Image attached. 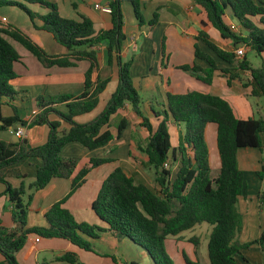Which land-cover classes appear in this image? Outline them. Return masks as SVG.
<instances>
[{
	"label": "trees",
	"instance_id": "1",
	"mask_svg": "<svg viewBox=\"0 0 264 264\" xmlns=\"http://www.w3.org/2000/svg\"><path fill=\"white\" fill-rule=\"evenodd\" d=\"M123 0H109L110 25L96 29L92 19L78 12V18L63 17L58 5L49 0H0L1 7H15L23 11L31 26L36 30L50 33L53 39L67 49L64 57L49 56L30 37L12 25H0V131L13 125L30 127L47 125L46 141L37 146L28 143L0 140V170L25 158H34V179L22 181L13 187L0 174V182L5 184L4 194L11 204L12 227L0 225V264H21L16 253L26 244L29 235L47 238L67 239L72 245L83 250L93 251L90 241L83 237H96L98 232L109 231L114 236L125 237L139 246L151 259V264H174L166 249L170 237L183 240L184 231L192 230L196 225L208 223L211 229L207 241V257L210 264H236L235 257L242 247L256 244L264 251V229L253 241L239 244L234 240L241 227V216L237 210L238 198L245 193L244 173L238 167L237 150L243 147H255L263 154L264 164V118L235 116L228 101L219 95L190 90L185 93H168L167 109L156 112L163 115L156 127L141 110V97L130 75L131 60L124 61L121 56L125 39L123 32ZM132 5L134 16L142 25L146 22L141 13V0H126ZM204 14L220 36L229 39L231 50L220 48L203 29L198 31L196 40L201 41L212 54L194 46V57L203 60L206 67L197 62L178 66L198 80L209 84L214 72L226 77L227 82L238 77V72H249L248 86L250 95L264 97V62L253 67L246 56L237 58L235 50L248 47L257 56L264 54V3L261 0H192ZM30 6L35 10L30 9ZM75 8V3H72ZM39 7L44 11L36 9ZM229 12L244 30L234 31L227 18ZM157 13L153 12L147 21L150 26L157 22ZM20 43L42 64L50 66L74 65L70 61L87 59L89 68L84 74L83 91L77 96L62 95L57 100H45L38 103L39 111L28 122L22 120L17 107L12 106L13 115H2L1 107L5 99H12L17 94L13 87L16 78L14 63L21 56L5 37ZM104 45L105 61L117 66V81L98 112L88 121L79 122L76 117L95 110L100 103V95L106 89L111 77L92 78L98 70L96 46ZM218 61H217V60ZM224 62L226 66H219ZM65 102L62 111L53 104ZM128 103L131 110L141 117V125L148 131V139L141 150L147 155L144 163L153 172L158 191L143 183H135L133 177L120 166L115 167L102 180L91 208L97 218L106 227L85 221H77L73 213L63 206L67 198L82 185L89 170L110 161V158H90L88 165H83L72 177L71 188L60 200L54 202L45 212L47 226L27 227V214L33 192L44 188L54 177H70L76 167V158L60 156L62 147L69 142H78L87 149L103 146L113 138L108 129L109 118ZM53 114L56 119L50 120ZM175 123H182L184 131L180 134L179 144L173 147L168 130V118ZM62 122L68 129L60 132ZM122 118L117 124L116 136L125 127ZM208 124H214L215 146L219 159V171L211 176L210 152L206 138ZM180 156L179 165L173 171L172 166L164 164L171 158ZM169 153L171 154L169 156ZM262 170L258 171L259 177ZM31 190L32 192H28ZM264 203V192L258 195ZM185 238V237H184ZM186 241L198 244V238L189 237ZM114 259V256H111ZM194 260L183 254L185 264H200L196 249ZM57 259L71 264H80L73 251H66ZM124 264H140L136 261Z\"/></svg>",
	"mask_w": 264,
	"mask_h": 264
},
{
	"label": "crops",
	"instance_id": "2",
	"mask_svg": "<svg viewBox=\"0 0 264 264\" xmlns=\"http://www.w3.org/2000/svg\"><path fill=\"white\" fill-rule=\"evenodd\" d=\"M53 1L58 5V0ZM108 1L62 0V6L58 5V9L59 12L62 9L64 16L67 18L77 19L79 12L90 17L96 29L107 28L110 25V14L96 9L95 4L105 6L108 5ZM141 2L144 10L143 16L146 20L142 25L138 23L135 16L131 17L128 4H125L124 0L121 3L124 19L123 32L125 34L121 56L124 61L132 59L130 75L140 97L142 98V95L145 94V98L148 99H145L144 102L141 101V110L148 117L153 128L156 127L159 120L163 117L162 114L156 115L155 111L161 113L167 109V92L185 93L190 90H197L219 95L228 101L236 117L241 119L251 117L254 108L256 116L264 118V97L250 95L251 87L248 86L250 75L248 72H238V77L230 80V83L227 82L226 77L220 75L218 72H214L211 83L206 84L178 67L184 64H191L194 61L200 66L206 67V63L203 60L194 57L195 44L202 51L212 54L205 44L196 40V35L201 29L207 32L220 48L225 50L232 49L229 39L222 38L218 31L209 23L205 25L201 23L207 20L199 8L193 4L192 0H141ZM72 3H75V8L72 6ZM155 11L158 15L157 22L153 26H150L147 21L151 19ZM1 17L6 19V26L12 25L17 27V23L12 17L3 15L2 8H0ZM227 18L234 31L244 33V30L240 28L236 19L229 12H227ZM29 27L27 23L26 28L28 34L31 36L30 38L41 46L47 55L64 57L67 54V49L64 46L60 45L65 50L51 44L50 40L44 41L42 37V39L38 38V36L35 37L36 34H34V32H44L50 35L51 39L57 43L50 33ZM5 37L11 43L12 39L7 36ZM95 49L98 51V70L93 71L92 78L95 79L97 76L102 79L111 77V80L100 95L99 106L88 114L76 117V120L82 123L91 119L98 112L110 92L115 88L117 81V66L115 64L110 66L106 63L104 45L96 46ZM18 53L21 58L20 61L14 63L16 78L12 82L17 94L11 100L5 99L1 107L3 116L9 117L13 115L12 106L17 107L19 113V108L23 107L29 95L30 97H36L42 91L44 94L50 92L53 96L57 94H59L58 96H77L82 93L84 74L90 66L87 59L74 60L70 57L69 60L74 62V65L59 66L52 64L45 66L26 48L25 50H21V53L18 51ZM171 58H174L173 62H170ZM218 65L226 66L224 62L220 61ZM35 71L37 73L42 72L43 76L44 74L45 76L48 75V86L45 89L43 87H32L28 84L19 83L20 77L24 76L25 72L34 74L33 72ZM155 94L158 95L159 100H157ZM249 96L256 98V100L253 103L250 102ZM53 105L62 111L66 110L65 102H57ZM31 110L32 112L36 110L33 115H29L27 112L25 115H18L22 120L29 122L39 111L38 108L34 107ZM48 118L50 120L56 119L53 114H50ZM122 118H125L126 124L121 130L120 135L116 136L117 124ZM141 121V117L134 113L131 110V106L126 103L123 108L119 109L109 118L108 129L113 134V138L106 144L94 149H87L78 142H69L62 147L60 156L64 158H76L77 164L70 177H54L44 188L33 192L29 205V213L35 216L39 224L38 226H47L44 216L45 212L54 202L68 194L71 188L72 177L77 173L79 168L85 164H89L90 158L107 157L110 158V161L91 168L82 185L64 202L63 206L73 213L77 221H85L106 227L93 213L91 204L102 180L117 166H120L127 174L131 175L135 183L146 184L153 190L158 191L159 187L154 182L152 170L144 166V163L147 162V155L141 148L146 144L149 133L141 125ZM167 125L171 135L172 146L177 147L180 134L184 131V125L173 122L171 117L168 118ZM34 126L37 130H30L29 127H24L23 136V139H26L27 143H29L28 146L32 147L44 143L48 134L47 125ZM67 129L68 124L62 122L59 128L60 132H64ZM215 131L216 127L214 124L207 125V143L211 141L208 139V136H211L212 139L214 138V146ZM13 134L12 127H8L7 130H1L0 140L11 141ZM209 152L211 156V151ZM175 158V161H172L170 158L167 165V167L171 165L173 171L176 170L174 168H177L180 161V156L177 152ZM262 159L263 154L258 148L243 147L237 150V163L244 173L245 182V193L238 198L236 204L241 216V227L234 240L239 244L253 241L264 229V203L258 198V195L264 192V180L262 179L264 176V164L262 163ZM37 162V159L25 158L13 165L2 168L0 174L13 187H17L22 181L28 183L34 179ZM262 166V176L259 177L257 172L262 170ZM218 171L219 159L217 164L214 163V166H211V176H216ZM4 191L5 184L0 182V225L12 227L11 204ZM28 192L32 191L29 190ZM83 237L90 241L93 251L78 248L67 239L54 237L45 239L47 237L38 236L31 238L29 245L31 248L32 244L34 246V258H32V255L29 258L25 257L24 250L27 248L25 247L26 244L17 252V257L22 252L20 258L25 260L26 264H45L46 260H48L46 264H71L59 260L57 257H54V259L50 257V253L55 255L53 251L59 249L60 253H58V256L59 254H63V251H73L81 256L79 259L81 260L80 264H124L129 261H136L140 264H151V259L145 250L125 237L114 236L107 230L98 232L96 237H88L86 235H83ZM249 247L256 248L254 252L255 264H264V251L256 244ZM111 256H114V259ZM239 256L243 261L241 264H253L250 258L245 256L244 247L240 249ZM39 258H43V261L39 262ZM235 259L236 264H238L237 257Z\"/></svg>",
	"mask_w": 264,
	"mask_h": 264
},
{
	"label": "rangeland",
	"instance_id": "3",
	"mask_svg": "<svg viewBox=\"0 0 264 264\" xmlns=\"http://www.w3.org/2000/svg\"><path fill=\"white\" fill-rule=\"evenodd\" d=\"M51 1L54 2L53 0H51ZM61 1L62 0H58V2H57L59 6H62ZM76 1H79V0H76ZM261 1L264 3V0H261ZM124 3L128 4L127 6L130 9V15H131V17H134V13H133V10H132V5L130 4V2H127L126 0H124ZM33 7L30 6V9L35 10ZM1 8H2V11H3V15H7V16L12 17L17 23V28L19 30H21L22 32H24L28 37H31L28 34V32H27L26 24L28 23V25L30 27H32V26H31V24L29 22L28 17L26 16V14L23 11H21V10L15 8V7H9V6L1 7ZM36 9L39 10V11H42V12L44 11L43 9H41L39 7H36ZM142 10H143V8L141 7V13L143 14L144 10L143 11ZM59 13L63 17H66V16H64V14H63L64 12H63L62 9H61V12H59ZM16 14H18V15H16ZM125 15H126V13H125ZM0 25L6 26V23L0 24ZM30 31H31V29H30ZM34 34H36L35 37H37V36H38V38L42 37L44 39V41L50 40L51 44L57 46L58 48H61V49L65 50L62 46H60V44L55 43L51 39L50 35H48V34H46L44 32H34ZM12 41H11V44L14 46V48L17 50V52L19 51L21 53V50H25V48L20 43H18L16 41H14V42H12ZM243 56L247 57V59L249 60V62L251 63V65L253 67L259 66L262 62H264V54H262V56H257L254 52L250 51L248 47H245L244 51L242 52V54L240 56H237V58H242ZM165 60H166V58H165ZM173 60H174V58H171L170 62H173ZM40 63L42 64V62H40ZM25 73L26 74L24 76L20 77V79H19V83L20 84H28L29 86H32V87H36V86H38L40 88L43 87L44 89L48 86V84H47V82L49 81L48 80V75L45 76V74H44V76H43L41 74L42 72L37 73V71L33 72L34 74L27 73V72H25ZM58 95L59 94L53 96L50 92L44 94L43 91L40 92L39 96H36V97H30V95H29L28 99L24 102L23 107L19 108V113L18 114L20 116H22V115H25V113L27 112V113H29V115H33L36 110H33V112H32L31 109L33 107L37 109L38 103L41 102V99H39V98L43 97L45 100H57L59 98ZM155 95H156L157 100H159L158 95L157 94H155ZM141 99H142L141 101L144 102V100L146 99L145 98V94L142 95ZM248 99L252 103H253V101L256 100V98L251 97V96H249ZM146 100H148V99H146ZM251 117L258 118V116H256V112H255L254 108H253V114H252ZM29 129L30 130L31 129L32 130H37L34 125L30 126ZM208 139L211 140V141L208 142V146H209L208 149H209V151H211V156H210L211 166L212 165L214 166V163L217 164V162H218V155H217V153L215 151L214 138L212 139L211 136H208ZM212 143H213V146H212ZM175 169H176V167L174 168V170ZM262 179L264 180V176L262 177ZM38 225L39 224L37 223V220H36L35 216L34 215H30L29 210H28L27 227H36ZM210 229H211V225L210 224L201 223L199 225H196L192 230L184 231L182 233V234H184V237H185V238L183 237V240H178L175 237H170L166 241L165 245H166L167 252L171 256L174 264H185L184 259H183V254L185 256H187L190 260H194L195 261V257H194L195 246H194L193 243L186 241L187 238L192 237V236H196L198 238V244L196 246V250H197L196 253H197V257H198V262L200 264H210L209 260H208V257H207V240H208V233H209ZM35 237H38V236L34 235V234H31V235L28 236V238L26 240L25 247H27V248L25 250L23 249L24 250V255H25L26 258L31 257V255H32V258H34V256H33V254H34L33 253L34 252V246L32 244V248H31L29 245H30V242H31V238H35ZM42 239H44V238H42ZM45 239H48V238H45ZM255 250H256L255 247H249V246L248 247H244L245 256L249 257L250 260L253 262V264H255V261H254L255 260V258H254ZM53 253L56 256L50 253V257H52V259H54V257L56 258L58 256V253H60L59 249L54 250ZM63 253H64V251H63ZM21 256H22V252L19 254L18 257H17V253H16L17 261L19 263H21V264H24L25 260L21 259L20 258ZM77 256H78V259H80L81 256H79L78 254H77ZM236 257H237L238 264H241L243 262L242 258L239 255H237ZM41 261H43V258H39V262H41ZM79 261L81 262V260H79ZM46 263H48V260H46Z\"/></svg>",
	"mask_w": 264,
	"mask_h": 264
},
{
	"label": "built area",
	"instance_id": "4",
	"mask_svg": "<svg viewBox=\"0 0 264 264\" xmlns=\"http://www.w3.org/2000/svg\"><path fill=\"white\" fill-rule=\"evenodd\" d=\"M95 8H96V9H99V10L102 11V12L110 13V8H109L108 5L101 6V5H99V4H95ZM4 23H6V19H5L4 17H1V18H0V24H4ZM244 48H245V47H243V46L237 48V49L235 50V54H236V56H240V55L242 54V52L244 51ZM12 132H13V131H12ZM13 133H14V135H15L16 137H18V138H20V139L23 138V136H24V127H23V126H17V130H16L15 132H13ZM164 165L167 166L168 163L166 162Z\"/></svg>",
	"mask_w": 264,
	"mask_h": 264
},
{
	"label": "water",
	"instance_id": "5",
	"mask_svg": "<svg viewBox=\"0 0 264 264\" xmlns=\"http://www.w3.org/2000/svg\"><path fill=\"white\" fill-rule=\"evenodd\" d=\"M17 126L18 125H16V124L12 126V131L13 132H15L17 130ZM11 142H22V143L26 144L27 143V140L26 139H23V138L20 139V138L16 137L13 134V137L11 138Z\"/></svg>",
	"mask_w": 264,
	"mask_h": 264
}]
</instances>
